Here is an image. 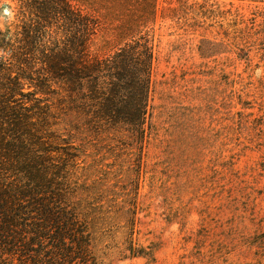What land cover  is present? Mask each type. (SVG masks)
<instances>
[{
  "label": "rangeland",
  "instance_id": "obj_1",
  "mask_svg": "<svg viewBox=\"0 0 264 264\" xmlns=\"http://www.w3.org/2000/svg\"><path fill=\"white\" fill-rule=\"evenodd\" d=\"M95 16L89 51L108 54ZM150 28L142 134L95 118L89 82L68 95L43 57L61 31L0 0V264H63L31 246L43 202L86 232L73 264H264V0H157Z\"/></svg>",
  "mask_w": 264,
  "mask_h": 264
},
{
  "label": "trees",
  "instance_id": "obj_2",
  "mask_svg": "<svg viewBox=\"0 0 264 264\" xmlns=\"http://www.w3.org/2000/svg\"><path fill=\"white\" fill-rule=\"evenodd\" d=\"M22 1L35 17L38 29L46 33L52 28L61 31L62 38L56 43V50L43 57L48 73L61 80L65 92L72 96L80 82H89L96 107L95 118L105 125H128L143 134L150 116L156 59L150 26L157 20V0H75L80 7L69 0ZM95 14L104 19L103 29L110 38L105 41V47H115L108 54L89 51L96 35L98 19ZM35 38L29 37V47L33 46ZM32 206L39 208L27 217L37 215L41 224L36 223L31 231V246L39 249L51 243L52 251L63 264H73L87 257L86 232L74 213L44 202ZM10 215L12 210L0 205V226L5 227L4 231L0 229V242L6 247L11 246L7 242L9 236H3L12 224ZM37 253L36 256L42 255ZM39 262L35 259L33 264Z\"/></svg>",
  "mask_w": 264,
  "mask_h": 264
}]
</instances>
